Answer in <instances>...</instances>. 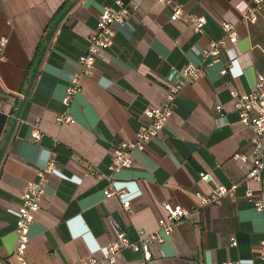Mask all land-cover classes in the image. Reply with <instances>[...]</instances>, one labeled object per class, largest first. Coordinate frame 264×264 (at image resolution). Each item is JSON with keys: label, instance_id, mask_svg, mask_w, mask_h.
Segmentation results:
<instances>
[{"label": "crops", "instance_id": "1", "mask_svg": "<svg viewBox=\"0 0 264 264\" xmlns=\"http://www.w3.org/2000/svg\"><path fill=\"white\" fill-rule=\"evenodd\" d=\"M114 1L0 0V38L7 39L0 59V264H20L13 255L16 219L8 210L20 207L27 184L49 160L71 180L46 176L29 229L28 264H83L118 233L130 240L139 233L161 237L151 245L148 264L257 262L264 217L244 194H257L261 185L247 182L233 160L250 152L252 130L239 122L230 91L249 92L264 75V12L249 22L243 16L252 0H173L186 14L206 18L203 32L195 33L170 21L169 10L154 0H139L93 74L80 79V93L64 104L68 80L80 71L78 58L88 50L102 9ZM221 21L235 25L234 45ZM220 40L225 49L212 63L202 51ZM231 60L236 77L220 76ZM188 65L202 67L204 76L180 91L159 137L133 153V167L111 173L113 148L149 124L144 112L161 104ZM61 113L74 122L57 124ZM35 129L39 140L31 137ZM110 180L139 192L128 211L118 198H104ZM220 184L234 187L233 196L220 206L200 207L195 193L207 195ZM163 203L188 211L169 236L158 228L166 216ZM115 264H142V255L125 249Z\"/></svg>", "mask_w": 264, "mask_h": 264}, {"label": "built area", "instance_id": "2", "mask_svg": "<svg viewBox=\"0 0 264 264\" xmlns=\"http://www.w3.org/2000/svg\"><path fill=\"white\" fill-rule=\"evenodd\" d=\"M154 2L169 10V19L172 22L181 21L191 26L195 33H202L206 25V18L202 15L186 14L182 7L173 0H154ZM253 7L245 8L243 18L249 22L256 20L257 12H264V0H252ZM139 6V0H115L112 6H106L102 9L95 33L90 37L89 46L86 54L78 58L79 73L73 74L68 80L63 99L64 104H68L74 95L80 93V79L82 77L91 76L94 72L95 62L101 57L102 52L109 49L114 42L116 28L127 25V18L134 13ZM224 36L231 45L237 42V33L235 25L228 21L220 22ZM7 44L6 38H0V59H4L3 52ZM225 49L224 41L211 42L209 48L202 51L203 57H213V62H220V56ZM234 60L228 62L220 71V76L230 75L235 78L232 73V64ZM211 65V64H209ZM204 69L188 65L180 72L178 78L173 80V84L168 88L167 93L161 104L157 107L147 109L145 117L149 120L147 126H140L132 141H120L112 150L111 162L108 170L113 173L122 169L133 167V153L135 151H144L147 145L157 139L167 126L169 120L174 114L176 108V100L180 91L192 85L199 78L204 76ZM230 97L234 101L235 111L241 124L251 128L252 136L250 139L251 150L247 154L238 153L233 156L236 165L242 169L247 182H257L261 185L257 194L251 190H246L244 197L253 206V209L261 213L264 217V75H258L255 86L246 93H237L230 91ZM217 114L221 115L222 108H215ZM59 125L73 123L74 120L66 113H61L56 117ZM31 137L39 140L40 132L35 129ZM48 174L56 175L65 180H71L60 174L49 160L46 166L37 173V180L27 184L23 194L21 195L20 207L8 212L16 219L15 232L18 237L17 246L14 257L20 264H28L24 254L29 243V229L34 222V215L40 209V202L44 196L45 178ZM200 178L209 181L210 178L206 174H200ZM233 188H226L223 185L215 186L207 195L199 192L195 193V197L199 201L200 207L220 206L226 198H230L234 194ZM105 199L112 197L118 198L122 208L128 211L131 202L139 196V192L130 193L126 190L123 183L112 182L103 190ZM162 207L166 213L165 218L158 220V228L169 236L176 225H178L188 215V211L181 206H172L163 203ZM162 242L161 237L157 233L146 234L139 233L135 240L128 239L123 233L116 235V240L105 247L96 246L90 251V256L83 264H103L96 254H100L102 259L108 264H115L117 256L122 250L128 249L132 252H138L142 255V264H148L153 254L151 245ZM231 247L236 246V241L231 239ZM257 262L249 260H237L234 262H223L222 264H264V236L258 244Z\"/></svg>", "mask_w": 264, "mask_h": 264}, {"label": "trees", "instance_id": "3", "mask_svg": "<svg viewBox=\"0 0 264 264\" xmlns=\"http://www.w3.org/2000/svg\"><path fill=\"white\" fill-rule=\"evenodd\" d=\"M66 4H67V2L64 3L63 6L60 7V11L63 10L64 7H66ZM58 14H59V13H58ZM58 14H56V15H58Z\"/></svg>", "mask_w": 264, "mask_h": 264}]
</instances>
